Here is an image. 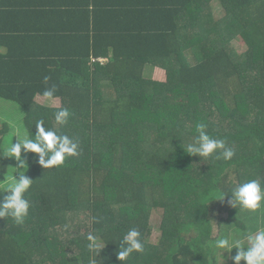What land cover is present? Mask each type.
<instances>
[{
  "label": "trees",
  "instance_id": "trees-1",
  "mask_svg": "<svg viewBox=\"0 0 264 264\" xmlns=\"http://www.w3.org/2000/svg\"><path fill=\"white\" fill-rule=\"evenodd\" d=\"M50 1L0 0V99L23 109L30 135L43 119L81 151L51 169L24 156L30 213L21 225L0 218V264H89V232L105 244L97 264H217L216 239L257 228L227 201L233 185L264 183V0H217L218 21L213 0ZM238 37L243 54L232 47ZM47 88L71 112L67 125L55 122L60 108L37 103ZM201 123L235 149L232 161L184 151ZM7 142L0 133V185L17 163L2 155ZM212 189L229 196L210 201ZM82 214L87 234L64 244L57 227ZM133 227L145 251L121 262L119 241Z\"/></svg>",
  "mask_w": 264,
  "mask_h": 264
},
{
  "label": "clouds",
  "instance_id": "clouds-1",
  "mask_svg": "<svg viewBox=\"0 0 264 264\" xmlns=\"http://www.w3.org/2000/svg\"><path fill=\"white\" fill-rule=\"evenodd\" d=\"M48 77H45L47 82ZM43 97L51 101L55 95V88H47L43 92ZM71 117L68 108H60L55 112V122L57 125H67ZM45 120L37 119L35 122L36 132L30 135L25 132L20 135L17 132L16 143L9 142L3 148V156L14 158L15 167L11 170L13 177L0 185V191L7 195L0 200V218H11L15 224L21 225L28 218L31 204L27 198L33 180L26 175L29 164L23 153H34L38 157V163L45 169L60 168L66 161L80 154L81 145L78 139L62 134L53 128L45 127ZM207 125H197L198 135L194 141L182 147L184 151L193 156H199L202 160L209 158L215 160L232 161L236 156L233 147L228 146L223 138H214L205 130ZM184 143V142H183ZM18 173L17 175H15ZM229 196L228 193L220 189H212L206 199L210 201L221 200ZM230 199L227 205L238 210L256 212L264 208V183L258 179H249L231 188ZM208 211V209H207ZM93 223H100L99 217H92ZM86 245L89 254V264H97V256L105 248V244L94 232H89L86 237ZM146 241L141 231L137 228H130L119 241V250L116 256L119 261L125 262L133 253H143ZM217 264H224L225 252L236 250V255L232 257L233 264H264V225H258L256 230H248L246 233L233 235L231 232L214 241ZM222 258V262H221Z\"/></svg>",
  "mask_w": 264,
  "mask_h": 264
},
{
  "label": "rangeland",
  "instance_id": "rangeland-1",
  "mask_svg": "<svg viewBox=\"0 0 264 264\" xmlns=\"http://www.w3.org/2000/svg\"><path fill=\"white\" fill-rule=\"evenodd\" d=\"M209 8L211 9L210 10L211 15L216 21L220 20L225 16V13L217 0L211 1ZM232 47L238 52V54H243L248 49L247 45L239 37L232 41ZM146 71H147L146 77L150 78L155 74L156 68L153 64H149L147 65ZM37 103L47 107L60 108L61 106L60 100L48 101L46 98L43 97H38ZM22 112L23 109L19 107L17 104L0 99V122H2V124L0 125V133L2 137L6 135L8 137L9 142L16 143L18 141V137H16L17 132H19L20 135H23L25 132H27L24 125V120H23L24 116ZM3 124H7L5 131L3 130L4 127ZM8 125L11 128L9 132H7ZM26 154L27 153H23L22 151V156H26ZM3 193L5 194V192ZM3 193L0 194V199L3 196ZM241 211H239V213L237 214L236 216L237 219L249 222V224L252 226L250 228L264 224V214H263L264 208L257 210L259 212L258 215L257 213L254 212L243 211V210ZM245 212H247L246 216H245ZM162 213H163L162 209H156L153 211L150 217V223L152 229L150 231L149 241L152 244H158L160 241L161 230L159 229V224L162 219ZM241 213H244V215H242ZM216 217L218 220L221 218V214H219L218 211L216 212ZM88 225H89V221L86 215L82 214L81 218L79 217L72 218L70 221L65 222L63 225L58 226L57 232L60 235V239L62 240V242L64 244H68L69 240H73L76 237H80L87 234L86 231ZM73 248L74 247L72 246V249H68L67 252L68 253L71 252ZM233 253L236 254L235 249H233L230 253L229 252L223 253L225 257V261L229 262V260H231L232 257L235 256ZM46 264H52V263L49 262Z\"/></svg>",
  "mask_w": 264,
  "mask_h": 264
},
{
  "label": "crops",
  "instance_id": "crops-1",
  "mask_svg": "<svg viewBox=\"0 0 264 264\" xmlns=\"http://www.w3.org/2000/svg\"><path fill=\"white\" fill-rule=\"evenodd\" d=\"M47 2L53 3V2L50 1V0H47ZM3 52H4V49H3V48H0V53H3Z\"/></svg>",
  "mask_w": 264,
  "mask_h": 264
},
{
  "label": "built area",
  "instance_id": "built-area-1",
  "mask_svg": "<svg viewBox=\"0 0 264 264\" xmlns=\"http://www.w3.org/2000/svg\"><path fill=\"white\" fill-rule=\"evenodd\" d=\"M104 60H105V59H104ZM104 60H103V59H100L99 61H100V62H104Z\"/></svg>",
  "mask_w": 264,
  "mask_h": 264
}]
</instances>
